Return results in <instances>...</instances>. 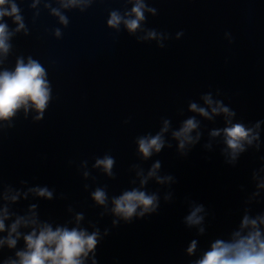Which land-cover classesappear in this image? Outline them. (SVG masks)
Returning a JSON list of instances; mask_svg holds the SVG:
<instances>
[{"label": "clouds", "instance_id": "obj_1", "mask_svg": "<svg viewBox=\"0 0 264 264\" xmlns=\"http://www.w3.org/2000/svg\"><path fill=\"white\" fill-rule=\"evenodd\" d=\"M41 2L31 0L30 9H38ZM43 2L50 15L56 17L62 26L52 30L54 38L59 40L63 36L62 28H67L70 23L62 9H78L84 13L96 0H57L59 7H52L51 0ZM123 4L131 7H125L123 11L111 9L106 20L107 27L117 34L123 29L138 43L155 42L158 48H165L166 41L172 38L171 34L145 26L148 16L158 14V10L150 6L149 0H123ZM39 16V10L34 12L33 22ZM5 18H9L15 27H10ZM19 33L28 36L29 28L17 0H0V132L15 126L14 120L21 110L24 119L32 114L33 123L42 121L53 100L48 71L38 59L31 55H19L14 67L5 66L13 50L11 41ZM183 35V30L178 31L175 39L179 40ZM224 38L229 44L234 43L231 32H225ZM221 95L219 89L215 93H202L199 101L187 102V112L192 115L181 120L178 127H173L171 118L161 117L158 131L135 138L136 155L141 163H133L128 169L132 174L129 181L132 186L119 195L110 196L107 185L97 186L89 193L93 205L102 209L99 213L101 219L111 216V227L116 228L121 223L129 224L133 220L157 214L161 198L164 203H173L172 185L177 183L176 177L169 173L162 174L159 159L147 169L142 163L158 156L165 148L171 149L172 141L175 142L178 157L187 158L202 140V121L215 123L217 118H222L223 127L209 129L207 141L202 147L211 152L214 146H219L220 155L228 166L236 167L241 156L249 150L256 153L264 151V119L245 123L237 118V112L229 104L219 98ZM184 111L183 108L179 109L178 115L183 116ZM130 119L124 123L128 124ZM93 160L91 169L88 160H82L78 165L77 170L85 181L91 179L95 182L96 178L91 174L95 170L109 179L116 178L113 171L116 160L111 154L105 153ZM259 160L260 166L251 171L254 190L247 192L245 185L239 186L241 192H247L241 202L239 222L226 233L210 240L207 249L200 248L199 239H192L185 249V255L196 258L190 259L188 264H264V210H255V206L264 203V155L259 156ZM68 163L71 165L74 162ZM152 182L164 189L163 194L160 189L148 190ZM19 184L20 187H15L0 178V253L5 249L13 253L4 257L0 264H98L96 250L110 234L111 228L106 227L102 231L93 221H88L85 227V213L75 211L72 205L67 207L72 219L63 224L41 219L36 203L17 211L14 205L30 198L46 201L57 198L55 189L47 185L29 186V182L23 179ZM90 187L87 183L83 185L84 191ZM59 199H66V196L61 193ZM186 203L188 212L182 223L188 230H195L196 237L205 236L209 210L204 204L189 198H186ZM21 241L23 245L18 247Z\"/></svg>", "mask_w": 264, "mask_h": 264}]
</instances>
